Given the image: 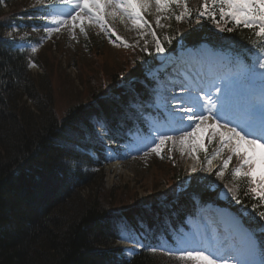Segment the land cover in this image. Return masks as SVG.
Here are the masks:
<instances>
[{
  "label": "trees",
  "instance_id": "1",
  "mask_svg": "<svg viewBox=\"0 0 264 264\" xmlns=\"http://www.w3.org/2000/svg\"><path fill=\"white\" fill-rule=\"evenodd\" d=\"M204 3L205 0H187L193 15L171 24L167 30L171 43L166 46L173 48L181 39L184 44L207 41L241 52L264 48V37H257L254 30L220 21L219 16L216 20L208 15L199 18L196 13ZM46 9L50 11L44 3L35 7L22 0H0V264H192L177 254L151 251L148 245L125 259L121 248L113 244L120 232V220L132 230H139L138 222H145L150 229L148 244L155 243V232L163 228L160 216L155 214L176 196L174 190L180 179L176 167L163 158L158 161L164 165H157L170 172L163 182L166 199L152 192L140 200L137 193L123 195L117 186L104 188L100 162L105 156V142L98 136L94 121L103 123L106 138L114 148L129 140L135 129L146 130L145 122L154 113L140 82L153 55L124 45L118 48L122 62L116 69L101 66L100 71L85 75L84 90L59 96L55 85L49 87L56 76L50 57L41 62L27 49L13 48L9 37L3 35L5 27L13 22H23L29 29L34 16ZM228 27L233 30H219ZM87 46L91 62L95 61L102 51L100 45L87 40ZM30 60L41 65V74L30 71ZM24 95L36 110L26 104ZM90 151L97 157H92ZM158 173L164 181L160 170ZM233 182L237 185L235 195L241 201H234L233 207L252 210L244 220L264 245V234L258 231L264 221L253 212L254 208L264 211V201L256 203L258 197L251 192L254 185L250 180L238 177ZM69 184L73 188L68 191ZM46 186L53 188L49 195L43 193ZM87 187L92 193L82 196L81 191ZM53 191L70 198L51 199ZM192 194L201 199L217 197L216 191H210L197 179L191 180L181 193L188 201ZM173 199L172 204L184 215L189 207Z\"/></svg>",
  "mask_w": 264,
  "mask_h": 264
},
{
  "label": "snow or ice",
  "instance_id": "2",
  "mask_svg": "<svg viewBox=\"0 0 264 264\" xmlns=\"http://www.w3.org/2000/svg\"><path fill=\"white\" fill-rule=\"evenodd\" d=\"M39 2L43 4L44 0ZM153 2L157 6V11L164 13H169L173 6L183 5L184 10L175 16L177 21L190 19L193 15L187 0ZM210 4L211 7L209 0H205L201 6L202 10L196 15L199 18L208 15L213 20L219 16L220 21L234 22L237 26L254 30L257 37H264V0H210ZM146 5L147 0H47L48 9H51L49 13L51 21L50 25L44 26V31L58 33L67 25L75 28L87 19L100 24L104 31L109 33L110 38L114 36L116 41L123 43L122 38L114 30L105 26L104 9L111 7L113 11L109 13L110 15L114 16L118 11L131 19L134 25L139 26L141 22L147 25L142 16V8ZM64 7L69 11H63ZM159 23L158 17L157 24ZM80 30L84 31L82 26ZM219 30L231 32L233 29L228 27ZM152 35L157 36V33L153 31ZM166 51V47L157 36L155 53L162 57ZM252 54L256 56L252 63L242 62L238 58H225V72L215 78L209 79L207 74L196 73L201 83L195 86L192 83H182L181 93L172 95L165 108L166 119L171 122L170 130L183 133L180 137L182 144L188 137L204 132L206 125L210 127L212 135L219 138L221 150L227 149L230 153L214 175L224 177V170L229 168L234 155L239 159L240 166L232 175L250 180L254 185L251 192L258 197L256 203H260L264 201V51L257 48ZM193 55L197 53L194 52ZM148 75H152V69H148ZM172 101L176 103L172 104ZM209 121L211 123L207 124ZM103 126L101 124V127ZM189 128L191 131L187 130ZM152 135L156 136L157 133L153 132ZM169 140H172V136L160 134L159 143L150 150L159 155L160 144ZM245 145L252 149L251 153L244 148ZM257 149L260 150L259 156L256 154ZM208 163L211 164V160H208ZM207 171L212 173L213 170L208 168ZM195 172L196 169H192V173ZM193 178L190 174L189 181ZM227 192L232 193V189H227ZM231 199L238 204L241 203L234 193ZM253 212L258 213L259 219L264 221V211L254 208ZM230 231L241 236L240 245L229 243L228 236L221 239L223 232L219 226L210 229L207 224H204L202 229L196 228L188 232L177 230L174 243L179 246L177 249L179 255L194 264H264V248L257 246V232L248 229L238 218L232 220ZM259 231L260 234H264V224L259 225ZM146 235L147 233L133 236L132 230L125 226L121 238L129 241L134 247L143 248L145 247L143 238ZM151 251L156 249L151 248Z\"/></svg>",
  "mask_w": 264,
  "mask_h": 264
},
{
  "label": "rangeland",
  "instance_id": "3",
  "mask_svg": "<svg viewBox=\"0 0 264 264\" xmlns=\"http://www.w3.org/2000/svg\"><path fill=\"white\" fill-rule=\"evenodd\" d=\"M22 1H25L26 3L31 5L40 4L39 0ZM45 1L46 0H44V2ZM62 10L65 12L69 11L67 7H64ZM112 11L113 9L111 7H107L104 9L105 26L114 30L122 38L124 43L122 45L134 46L138 50H142L145 53H149L150 51H152L155 56V63L157 64V67H161V63H163L164 61V55L163 57H161L155 53V42L157 37L152 35L151 29H156L157 32H162L167 29V25L163 24L165 21H167V16L165 15V13L157 11V6L153 2V0H147V5L145 8H142V12H146V14H148L147 25H151V27H148L143 22H141L139 26L135 25L133 27L131 24L126 22L127 20L118 15V11L114 16L110 15L109 13ZM158 17L160 18L159 25L157 24ZM48 21H51L50 15L48 16ZM181 21H185V18ZM81 26L84 29L83 32H81L80 30ZM15 33L20 38H23L24 35H27V33L24 32H17V27L4 30V34L15 35ZM45 35L46 36L40 46L29 44V42L25 40H20L17 45L18 47H24L28 45L34 48L36 50L35 56L42 61H47V59L50 57V66L53 68V71L55 70L54 75L56 76L55 78H53L54 80L49 87L51 88L55 85V94L59 96H64L65 94L71 95L82 89L84 90L85 83L83 80L85 78V75H89L95 70L100 71L101 66H103L106 70L110 68L116 69L117 65L122 62L120 60V57L122 56H120L121 54H119L120 49H118V46H116L117 43L121 41H116L114 36L110 38L109 33L104 31L101 25L96 23L95 21H88L87 19H85L83 24L80 26L72 28L70 25H67L61 28L60 32L58 33L45 32ZM167 39L169 40V35H167ZM87 40L95 43L96 45H100L99 48L102 50L101 53H99L96 57L95 61L92 62V53L88 49ZM145 49H147V51H145ZM223 60L224 59L222 57H215V59L212 61V64L216 66V63L220 62V64L217 66V69L222 70L225 68V62ZM30 71L34 75L42 73L41 69H39V67L36 65H30ZM155 74L156 71L154 70L151 76H155ZM47 91L53 92V90L49 88H47ZM22 99L26 101V104L30 108L36 110L27 95H24ZM161 120L159 119L158 121L153 122L151 126L153 132L157 133L156 136H147L142 134L135 135L133 138L134 143L126 144L124 149L122 150L121 156L116 155L114 151H112L109 147H106V161L103 164V171L105 173V189H109L108 187L111 188L113 186H117L116 188H119L123 192V195H132L134 193H137V196L140 200L145 195L152 192L158 194L160 198L163 197V182L168 179L167 175L170 172L168 173L167 168H163L157 165H164V163L163 161L156 160V158H158L156 156V152L150 150L157 144V141L159 143V135L163 134L161 130H158V126H162L163 124ZM221 123H223V121H221ZM99 133L102 136L104 134L100 129ZM164 134H167V132ZM199 134L200 139H202L204 132H198L197 135L199 136ZM212 139L213 138L209 139V143H207L205 140V149L212 146ZM244 148L251 153L252 149L248 148L247 145H245ZM221 151V148L218 149L217 152H213L211 156L207 160H205V162L211 160V164L207 162L208 166L215 165L216 160L221 155ZM256 152L258 154L260 153V150L257 149ZM168 155L173 159L172 164L176 167L175 172H178L180 174V180L186 183L188 176H190L189 172L190 170H192L191 167L196 165V159L193 160L184 158L183 156H178L177 154L173 153V150H171V153L168 152ZM198 161L201 160L198 159ZM201 162L203 163L201 164L203 167L205 162ZM159 170L161 172L160 175L165 178L164 181L159 177ZM198 170L202 171V169L199 168ZM225 186L226 189H220L222 198L230 195V193L227 192V189H232V191L234 190V185L230 182H227ZM210 187L214 188L215 184L213 183V185H211ZM49 188H51V190L53 189L52 187ZM89 188L90 187H87V189L84 188L81 191V195L89 197L87 196V194L90 192ZM117 191L119 192V190ZM91 193L92 192H90L89 194ZM107 199L110 202H112L113 200L111 196L107 197ZM242 214L245 216H249L251 214V211L250 209L243 210ZM255 217H257V214H255ZM201 218L203 219L204 217L201 216ZM232 220L233 219L228 218L224 219V221H226L227 223H231ZM178 247L179 246L177 245V248H175L174 250L177 251Z\"/></svg>",
  "mask_w": 264,
  "mask_h": 264
},
{
  "label": "bare ground",
  "instance_id": "4",
  "mask_svg": "<svg viewBox=\"0 0 264 264\" xmlns=\"http://www.w3.org/2000/svg\"><path fill=\"white\" fill-rule=\"evenodd\" d=\"M119 16H121V17H123L124 19H128L129 20V18L127 17V16H123L120 12H119V14H118ZM192 69H191V71H192V73L195 75L196 73H198L199 71H198V69H195V67H193V65H189ZM183 69H185V66H183L182 67ZM186 71H187V69H186ZM200 72H201V70H200ZM192 73H188V74H192ZM177 79H180L181 80V82H177L176 84H172L174 81L172 80V79H169L168 80V84H170L169 85V90L170 89H175L174 91H176V94H180L181 93V87H180V85L182 84V83H185L184 82V79L182 78V77H177ZM193 79H194V77H193ZM197 81H196V79H194V83H196ZM167 94V98L169 99L170 97H171V95L173 94V91H172V93H171V90L169 91V93H166ZM190 146H191V143H188ZM193 157L192 156H188V159H192ZM72 185H70L69 184V187H68V191L69 190H72ZM43 193L45 194V195H49L50 193H51V188H49V187H45L44 189H43ZM67 195H64L63 193H56L55 191H53L52 192V198L51 199H56V200H60V199H62L63 197H64V199L65 198H70L69 196L68 197H66ZM68 211L69 212H71V208L69 207L68 208ZM225 230H226V232L228 231L226 228H225ZM229 235V234H228ZM229 241H231V238L229 239ZM230 243V242H229ZM242 243V238H239V242H236V243H234V245H240ZM44 251L45 252H48L47 251V248L46 249H44Z\"/></svg>",
  "mask_w": 264,
  "mask_h": 264
}]
</instances>
